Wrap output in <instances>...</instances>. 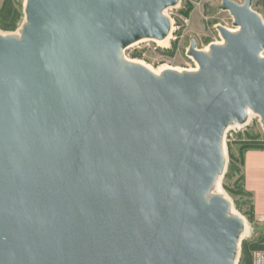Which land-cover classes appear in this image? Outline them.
<instances>
[{
	"label": "water",
	"instance_id": "obj_1",
	"mask_svg": "<svg viewBox=\"0 0 264 264\" xmlns=\"http://www.w3.org/2000/svg\"><path fill=\"white\" fill-rule=\"evenodd\" d=\"M178 2L27 0L0 34V264L238 263L242 220L204 193L226 126L247 106L264 125V21L223 0L238 31L192 42L199 71L121 65Z\"/></svg>",
	"mask_w": 264,
	"mask_h": 264
},
{
	"label": "rangeland",
	"instance_id": "obj_2",
	"mask_svg": "<svg viewBox=\"0 0 264 264\" xmlns=\"http://www.w3.org/2000/svg\"><path fill=\"white\" fill-rule=\"evenodd\" d=\"M243 4L245 0H233ZM27 0H0V15L4 8L23 12L15 30H4L0 34L20 38L26 24L25 6ZM223 0H179L175 6L165 9V15L174 25L173 38L169 46H162L154 40H145L128 47L126 55L133 59L144 60L154 68L163 64L173 67L195 68L197 62L188 54L192 42L206 51L212 43L225 42L219 26L237 28L229 10L221 8ZM252 9L264 21V0H253ZM24 18V20H23ZM264 57V49L262 51ZM264 145V125L261 116L256 114L250 122L240 128H231L226 132L227 169L222 178V186L235 210L247 220L250 233L241 241L237 264H246L242 254L244 240L264 248V223L256 217L253 196L245 188L244 161L250 149H259ZM236 159L233 162V158ZM247 159V158H246ZM234 163V164H233ZM254 249V250H256ZM252 251V253L254 252Z\"/></svg>",
	"mask_w": 264,
	"mask_h": 264
},
{
	"label": "bare ground",
	"instance_id": "obj_3",
	"mask_svg": "<svg viewBox=\"0 0 264 264\" xmlns=\"http://www.w3.org/2000/svg\"><path fill=\"white\" fill-rule=\"evenodd\" d=\"M164 14H165V11H164ZM174 25H173L172 21H170L169 31L164 37H161V38H152V37H147V36L141 37L137 41L121 48L118 52V59H119V62L121 63V65H124V66H141V67L147 69L149 72H151L154 76H156L158 78H162L164 75V72H166L168 70L174 71V72L178 73L179 75H183L184 73H193V72L199 71V65L198 64L196 65L195 68H180V67H173L170 64H163L156 69L144 60L133 59V58H130L126 55L125 50L128 47H130L134 44H137L141 41H145V40H154L162 46H166V47L169 46L171 43V40L173 38ZM229 30L231 32H237L238 31L237 28H229ZM213 44L224 46L226 44V41L220 42V43H213ZM205 52L207 54H211V48L209 49L207 47ZM261 56H262V54H261ZM256 114L257 113L255 112V110L252 107L247 106L246 110H245V118L243 120L234 119L226 126L225 131H224V135H223V161L221 164V168H220L219 172L217 173L215 179L213 180L212 184L206 189V191L204 193L206 200H208L209 198H211L213 196H220L228 202L229 210L227 211V215L237 217V218L242 220L243 224H242L241 235H240L242 238L249 235L250 226H249L247 220L245 219V217H243L241 214H239L235 210L232 202L230 201L229 197L227 196V193L225 192V190L222 186V178H223L225 171L227 169V148L225 145V135H226V132L231 128H240V127L248 124L250 122V120L252 119V117ZM239 253L240 252L238 250L236 253L235 261L237 260Z\"/></svg>",
	"mask_w": 264,
	"mask_h": 264
},
{
	"label": "crops",
	"instance_id": "obj_4",
	"mask_svg": "<svg viewBox=\"0 0 264 264\" xmlns=\"http://www.w3.org/2000/svg\"><path fill=\"white\" fill-rule=\"evenodd\" d=\"M244 174L245 188L253 196L255 215L261 219L264 217V150H249L245 155Z\"/></svg>",
	"mask_w": 264,
	"mask_h": 264
},
{
	"label": "trees",
	"instance_id": "obj_5",
	"mask_svg": "<svg viewBox=\"0 0 264 264\" xmlns=\"http://www.w3.org/2000/svg\"><path fill=\"white\" fill-rule=\"evenodd\" d=\"M23 15V12H20L18 10H12L11 8L8 10L7 8H4L0 15V27L4 30H15L17 28L19 20L23 17ZM255 145L260 146V148L264 149V145L262 144ZM234 160L236 159L233 158V162ZM256 248L257 245L253 244L251 241H243L242 254L244 257V261H246V264H252V251Z\"/></svg>",
	"mask_w": 264,
	"mask_h": 264
},
{
	"label": "built area",
	"instance_id": "obj_6",
	"mask_svg": "<svg viewBox=\"0 0 264 264\" xmlns=\"http://www.w3.org/2000/svg\"><path fill=\"white\" fill-rule=\"evenodd\" d=\"M260 220L264 223V217ZM252 264H264V248L254 250L252 253Z\"/></svg>",
	"mask_w": 264,
	"mask_h": 264
}]
</instances>
